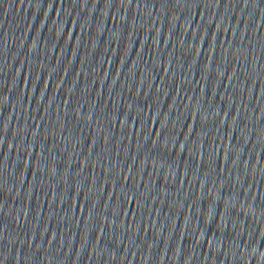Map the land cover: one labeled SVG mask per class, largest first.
I'll use <instances>...</instances> for the list:
<instances>
[{
  "label": "water",
  "instance_id": "obj_1",
  "mask_svg": "<svg viewBox=\"0 0 264 264\" xmlns=\"http://www.w3.org/2000/svg\"><path fill=\"white\" fill-rule=\"evenodd\" d=\"M0 264H264V0H0Z\"/></svg>",
  "mask_w": 264,
  "mask_h": 264
}]
</instances>
